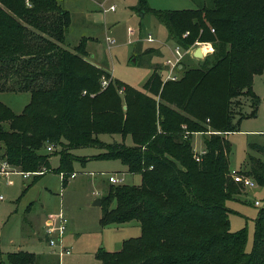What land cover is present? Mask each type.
<instances>
[{
    "label": "trees",
    "instance_id": "trees-1",
    "mask_svg": "<svg viewBox=\"0 0 264 264\" xmlns=\"http://www.w3.org/2000/svg\"><path fill=\"white\" fill-rule=\"evenodd\" d=\"M138 11L153 12L183 49L200 41L213 51L197 66L181 61L176 79L164 80L155 65L140 90L89 60L86 38L65 46L71 18L58 0H0V92L30 93L20 113L0 100V159L37 178L51 170L47 147L59 146L56 171L65 184L73 162L86 160L71 150L97 146L104 151L94 158L119 160L140 175L139 184L110 183L100 198L101 226H140L119 250L98 248L100 264H264V203L249 252L247 229L230 230L225 202L241 184L227 176L231 145L221 135L238 131L243 99L254 114L259 104L252 85L264 73V0H202L172 10L138 0ZM198 132L208 136L196 161L191 139ZM102 133L122 141L103 142ZM249 163L248 175L264 186V161L250 156ZM209 180L216 190L207 191ZM5 257L8 264L40 258L27 251Z\"/></svg>",
    "mask_w": 264,
    "mask_h": 264
},
{
    "label": "rangeland",
    "instance_id": "rangeland-1",
    "mask_svg": "<svg viewBox=\"0 0 264 264\" xmlns=\"http://www.w3.org/2000/svg\"><path fill=\"white\" fill-rule=\"evenodd\" d=\"M58 1L69 11L71 18L63 42L67 48L73 49L86 38L89 60L99 64L115 78L140 90L155 65L159 64V74L162 78L165 77L166 65L163 66L162 63L172 56V49L176 44L169 39L167 29L159 23L153 12L145 11L141 14L138 11V0ZM201 1L147 0V5L158 10L189 9L196 8ZM111 4L115 5L114 11L107 10ZM129 30L132 32L129 33ZM149 34L153 39L151 42L147 39ZM108 39H112V42H108ZM156 45L165 46L166 52L164 47ZM152 47L154 49L149 50ZM196 47H201L204 51L202 58L193 55ZM185 49L187 53L182 62H186L187 66L200 65L205 56L213 51L210 43L200 41H195ZM179 68L173 70V74L178 77ZM263 74L257 75L263 78ZM253 92L260 99L255 114L249 102L243 99L239 109L243 116L238 121V131L225 134L217 132L231 145L230 153L226 154L229 171L234 168L239 174L249 178V157H258L264 161V83L260 78H255ZM29 99V92H0V100L16 113L23 110ZM238 117L236 115L235 119ZM207 130L211 132L213 129L208 126ZM205 136L208 134L194 133L191 141L195 152L204 148ZM99 138L103 142L122 141L119 134L102 133ZM124 142L127 145L132 144L130 136H127ZM252 145H259L262 149ZM60 151L59 146L47 151L50 155L51 170L37 178L33 175L24 178L17 172L0 175V196L3 197L0 200L1 264H8L5 257L7 252L19 249L34 253H42L44 250L55 253L59 260L53 258L49 264H100L95 258L99 246L108 251L119 250L124 239L140 234V226L136 220L101 226L99 218L102 206L95 203L107 192L110 184L108 173L117 178L122 176V183L127 184H139L140 177L128 173L119 160L94 158L93 156L104 150L90 146L71 150L74 155L86 160L73 162L75 175L68 176L63 184L62 173L56 171L60 164ZM227 176L231 179L229 174ZM214 186L212 181H206L207 191L216 190ZM236 186L240 190L239 194L233 195V198L225 202L230 209V230L235 231L242 227L247 229L245 249L249 252L258 207L264 203V186L256 184L247 190L244 186ZM255 200L260 202L259 206L254 204ZM60 210L67 217V230L62 242L72 250L70 255L64 256L49 247L42 228L45 214L57 213ZM36 264L42 262L38 260Z\"/></svg>",
    "mask_w": 264,
    "mask_h": 264
},
{
    "label": "built area",
    "instance_id": "built-area-1",
    "mask_svg": "<svg viewBox=\"0 0 264 264\" xmlns=\"http://www.w3.org/2000/svg\"><path fill=\"white\" fill-rule=\"evenodd\" d=\"M107 10L114 11L115 5L111 4ZM131 33V30L129 31ZM147 39L152 41V37L149 34L147 36ZM108 42H112V39H108ZM201 48V47H200ZM202 49V48H201ZM203 54L204 51L202 50ZM187 53L186 49H183L179 45H175L172 49V56L169 58H166L164 61L165 67V77L166 79H176L178 76L174 73V69H178V67L181 65V61L183 60L185 54ZM109 79L102 77L101 78V86L106 87L108 85ZM54 148L53 145H49L47 147L48 151H51ZM205 153V148H202L199 152H195L193 157L196 161L200 160V156ZM16 172L6 161L0 159V175H8L11 173ZM22 176L24 178H27L30 173L29 172H21ZM75 173H72L70 176L73 177ZM229 175L231 179L235 183H240L244 187H250L255 184V181L252 178L245 177L238 173V171L234 168L230 169ZM109 182L113 184L122 183L123 177L117 178L114 176V174L109 175L108 177ZM3 199L2 196H0V200ZM254 204L259 206L260 202L258 200L254 201ZM45 235L47 236V244L49 247L55 251L58 252L61 256L63 255H69L71 253V248L68 246L63 245L62 238L65 234V231L67 229V217L63 211H59L57 213H51L47 217V220L45 221Z\"/></svg>",
    "mask_w": 264,
    "mask_h": 264
},
{
    "label": "crops",
    "instance_id": "crops-1",
    "mask_svg": "<svg viewBox=\"0 0 264 264\" xmlns=\"http://www.w3.org/2000/svg\"><path fill=\"white\" fill-rule=\"evenodd\" d=\"M130 31V30H129ZM128 31V32H129ZM131 32H132V30H131ZM153 41V40H152ZM149 42H151V41H149ZM156 46H162V45H156ZM162 47H164L165 48V46H162ZM153 48V47H152ZM164 52H166V48H165V51ZM88 53V52H87ZM91 60V59H90ZM92 62H93V60H91ZM164 60H163V66H164ZM93 63H95V62H93ZM96 64V63H95ZM96 65H98V66H100L99 64H96ZM111 75H112V73H111ZM261 75V74H260ZM260 75H255L254 76V79H253V89H254V80H255V78H260V80L264 83V77L262 78V77H259ZM263 76H264V74H263ZM112 77H114L113 75H112ZM115 78V77H114ZM231 133V132H230ZM18 173V172H17ZM46 173V172H45ZM73 173H75V172H73ZM42 174H44V173H42ZM41 174V175H42ZM108 175H111V173H108ZM136 175H138L139 177H140V175L139 174H136ZM30 177V176H29ZM29 177H27V178H29ZM71 177V176H70ZM108 181H109V179H108ZM110 183V182H109ZM256 184H254L253 186H255ZM27 186V185H26ZM249 187H246V190L248 189ZM248 192V191H247ZM247 194V193H246ZM100 200V199H99ZM256 201V200H255ZM226 203H227V201H226ZM50 213V212H49ZM51 213H53V212H51ZM50 213V214H51ZM49 216V214L47 213V214H45V218L43 219V230H44V232H45V227H44V222L47 220V217ZM67 230V229H66ZM44 236H45V233H44ZM46 238V237H45ZM64 245V244H63ZM66 246V245H65ZM100 247H103V246H99L98 248H100ZM71 248V247H70ZM98 248H97V250H98ZM104 248V247H103ZM105 249V248H104ZM97 250H96V252H97ZM17 251H27V250H21V249H19V250H17ZM17 251H11V252H17ZM72 251V250H71ZM27 252H30V251H27ZM96 252H95V254H96ZM7 253H9V252H7ZM6 253V254H7ZM30 253H34V252H30ZM72 253V252H71ZM70 253V254H71ZM1 254V253H0ZM34 254H36V255H39L40 256V258H39V262H42V264L45 262V263H48L49 264V261H53L54 259L53 258H57L58 259V256L55 254V253H50L49 252V250H44L42 253H34ZM69 254V255H70ZM59 260V259H58Z\"/></svg>",
    "mask_w": 264,
    "mask_h": 264
},
{
    "label": "water",
    "instance_id": "water-1",
    "mask_svg": "<svg viewBox=\"0 0 264 264\" xmlns=\"http://www.w3.org/2000/svg\"><path fill=\"white\" fill-rule=\"evenodd\" d=\"M193 55H194L195 57L202 58L204 54H203L202 49H201L200 47H196V48L194 49V51H193ZM134 61H135V60H134ZM179 67H180L179 69H182V68H183L182 65H180ZM124 108H125V106H124ZM95 203H96L97 205H100V204H101L100 200L95 201Z\"/></svg>",
    "mask_w": 264,
    "mask_h": 264
}]
</instances>
